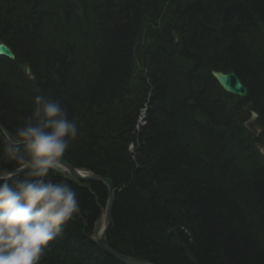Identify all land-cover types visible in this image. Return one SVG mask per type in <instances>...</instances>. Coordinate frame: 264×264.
<instances>
[{
  "label": "trees",
  "instance_id": "1",
  "mask_svg": "<svg viewBox=\"0 0 264 264\" xmlns=\"http://www.w3.org/2000/svg\"><path fill=\"white\" fill-rule=\"evenodd\" d=\"M0 43L16 56L0 57V130L22 124L36 95L61 101L80 127L64 159L120 190L108 239L121 253L264 264V0H0ZM212 69L235 72L247 98L227 94ZM252 110L257 138L243 125ZM233 129L241 137L224 155L213 136ZM2 152L0 169L15 168ZM51 177L80 192V208L91 206L80 184ZM100 216L97 208L87 220ZM168 237L174 247L159 244ZM64 241L42 264H119Z\"/></svg>",
  "mask_w": 264,
  "mask_h": 264
},
{
  "label": "clouds",
  "instance_id": "2",
  "mask_svg": "<svg viewBox=\"0 0 264 264\" xmlns=\"http://www.w3.org/2000/svg\"><path fill=\"white\" fill-rule=\"evenodd\" d=\"M79 135L78 120L45 95L34 97L31 115L11 133L0 130L3 159L15 166L0 172V264H42L80 214L73 186L50 178L65 172L64 157ZM257 149L264 155V145Z\"/></svg>",
  "mask_w": 264,
  "mask_h": 264
},
{
  "label": "bare ground",
  "instance_id": "3",
  "mask_svg": "<svg viewBox=\"0 0 264 264\" xmlns=\"http://www.w3.org/2000/svg\"><path fill=\"white\" fill-rule=\"evenodd\" d=\"M138 38L139 37L137 36L136 39H138ZM214 72H216V70H213L212 69L210 71V75L213 76V78L215 79V77L213 75ZM233 73H235V72H233ZM128 95H129L128 94V91L125 90L124 93H123V97L124 98L125 97H128ZM247 96H248V93H247ZM247 96L245 98H241V97H239V98L246 99ZM148 111H149V105L148 104H145V108L144 109H141V111H139L140 112L139 113V118H138L139 125H138V128H137V130L139 132L141 131V129L145 128L146 125H147V118H148L147 117V114H148ZM253 114L258 115L257 121L259 120V113L257 111H255V110H252L251 113H250V118L246 122H244V124H243L245 129H247L246 128V123L251 120ZM257 121H256V126H255L254 129L259 132L258 135H255L254 133H252L251 131H249L247 129L249 132H251L252 134H254V136L256 138L257 137H260V135L262 133L261 129L260 128H257ZM234 131H235V132H233L235 134L234 136L230 134V135H226L222 139H219V138H216L215 136H213V139L219 143V146H220L221 150H223V154L224 155L227 154L228 147H229L228 146L229 141L236 140L235 138H237V136L238 137H241V135L239 133L241 130L235 129ZM242 135L244 136L243 130H242ZM242 138L245 139L244 137H242ZM64 161L70 167L75 168L74 167L75 164L73 165V163L71 164L68 161H66L65 159H64ZM76 169H78V168H76ZM14 170H15V168H5V169H0V172H2V173H11V172H14ZM91 172H93L94 174H97L98 176L105 177L106 179L107 178L110 179V181L112 182V184H107L105 182H102V183H98V182L93 183V184H96V186L98 187V189H97L92 184L89 186V188H87V184L86 183H82V184L80 183V186L81 187L78 185L80 187V189H83V190L85 189V190L89 191V193H90L91 196H93V194L95 195V196H93L94 197V200L91 201V203H90L91 206L90 207H86V208L81 207V211H80V214L78 215V217L73 222H71L68 225V227L65 229V231L63 233V234H65V236L62 235L61 237H59L53 243H57L59 239H60V241L61 240L64 241V238H66V235L68 233H70V232L75 231V230L78 229L79 230L78 231V235L76 234L75 237H70L72 234H69V236H68L69 238L67 239L66 242L65 241L64 242L65 243H70V244H73V245H78L79 246V249H81L82 254L85 255V256H92V257L97 258V257H101V255H103V256H106L108 258H112L113 260H115L119 264H122L119 261H117L116 258L110 253L111 251H115V252H118V253L121 254V251L117 247L113 246L110 243V241L108 239V236H107V239H106V243L107 244L106 245H103V247H105V248H103V247L101 248L100 246H97V244L92 240L93 235L95 233V230H94V226L92 225V223H90L89 220H87L88 217H89V215L90 216H94L96 214L97 208L99 209V211L102 210L103 208H106L107 203L109 202L110 189L114 191V198H115L114 204H113V208H114L115 203L117 201V195L119 194L120 190L115 186L113 180L110 177L103 176L102 174H100V173H98L96 171H91ZM50 178L53 179V180H56V181H60V180H58L57 178H54V177H50ZM64 178L67 179L68 177L65 176ZM77 192H79V191L77 190ZM103 198H105L104 205L101 206L100 205V202H101V200ZM112 213H113V209H112ZM80 239L81 240L83 239L82 240L83 242H81ZM170 241H171V239H170V237H168L166 241H160L159 240V244L162 247H165V248L168 247V246L169 247H174V245H175L174 242H170ZM165 251H166V249H165ZM124 255L125 256H128V257H130V258H132V259H134L136 261H139V262H147V263H151V264H164V263H160V262L159 263H152L150 261H146V260H143V259H138L136 257H133L132 255H129V254H124ZM49 256H51V254ZM189 256H190V254L187 252V258L191 261V259H190ZM44 259H45V257H44ZM51 259L53 261H57V256L56 255H52L51 256ZM99 259H101V258H99ZM195 262H196V260H195ZM98 263H99V261L98 262L93 261L92 264H98ZM63 264H65V262ZM196 264H197V262H196Z\"/></svg>",
  "mask_w": 264,
  "mask_h": 264
},
{
  "label": "water",
  "instance_id": "4",
  "mask_svg": "<svg viewBox=\"0 0 264 264\" xmlns=\"http://www.w3.org/2000/svg\"><path fill=\"white\" fill-rule=\"evenodd\" d=\"M0 57H6L8 59L14 60L15 54L7 45L0 44ZM27 71L29 73L30 69H27ZM213 75L215 79L217 80V82L219 83V85L221 86V88L225 92L231 95H234V96L241 97V98H245L247 96V93H248L247 88L245 87V85L242 83L240 78L235 73L233 72L225 73V72L216 71L213 73ZM257 119H258V115L253 114L251 120L246 123V128L252 133H254L255 135H258L259 133L258 131L254 129L256 126ZM63 162H64V168H65L64 174L70 176L75 181L81 184L86 183L87 188H89L91 184L96 183V182L98 183L105 182L107 184H112L110 179L108 178L106 179L105 177L98 176L97 174H94L93 172H91L90 175H82L80 169L72 168L67 163H65V161ZM93 196L95 195L93 194ZM114 200H115L114 191L110 189L109 202L107 203L106 208H103L101 210L102 212L101 220H99L95 226L96 228L99 224H101L100 230L97 235L96 233H94L93 238H92V240L97 244V246H100L101 248L103 247V245L107 244L106 239L110 231V228L112 226V209H113ZM110 253L116 258L117 261H119L122 264H151L147 262L136 261L128 256H125L122 253L120 254L115 251H111ZM189 257L191 261L196 264L193 255L190 254Z\"/></svg>",
  "mask_w": 264,
  "mask_h": 264
}]
</instances>
